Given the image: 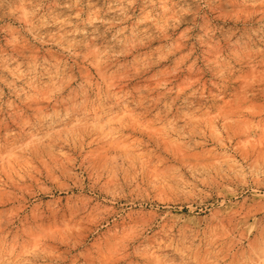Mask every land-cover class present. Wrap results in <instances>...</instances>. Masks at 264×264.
Masks as SVG:
<instances>
[{"label":"clouds","instance_id":"1","mask_svg":"<svg viewBox=\"0 0 264 264\" xmlns=\"http://www.w3.org/2000/svg\"><path fill=\"white\" fill-rule=\"evenodd\" d=\"M0 264H264V0H0Z\"/></svg>","mask_w":264,"mask_h":264},{"label":"rangeland","instance_id":"2","mask_svg":"<svg viewBox=\"0 0 264 264\" xmlns=\"http://www.w3.org/2000/svg\"><path fill=\"white\" fill-rule=\"evenodd\" d=\"M181 211H183V212H187L188 210H187L186 208H184V209H181Z\"/></svg>","mask_w":264,"mask_h":264}]
</instances>
